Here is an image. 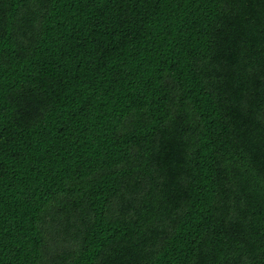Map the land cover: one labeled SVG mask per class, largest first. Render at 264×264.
<instances>
[{
  "label": "trees",
  "instance_id": "obj_1",
  "mask_svg": "<svg viewBox=\"0 0 264 264\" xmlns=\"http://www.w3.org/2000/svg\"><path fill=\"white\" fill-rule=\"evenodd\" d=\"M0 264H264V0H0Z\"/></svg>",
  "mask_w": 264,
  "mask_h": 264
}]
</instances>
